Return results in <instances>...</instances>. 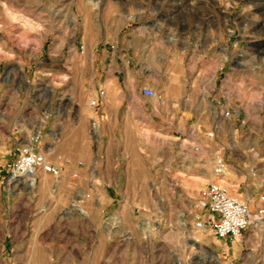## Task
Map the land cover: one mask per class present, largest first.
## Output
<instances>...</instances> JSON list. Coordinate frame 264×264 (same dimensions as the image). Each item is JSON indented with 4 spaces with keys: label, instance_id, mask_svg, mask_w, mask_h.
Wrapping results in <instances>:
<instances>
[{
    "label": "rangeland",
    "instance_id": "374dc122",
    "mask_svg": "<svg viewBox=\"0 0 264 264\" xmlns=\"http://www.w3.org/2000/svg\"><path fill=\"white\" fill-rule=\"evenodd\" d=\"M148 9L164 25L184 16L193 31L220 33L221 77L242 73L248 110L242 137L263 182L264 0H0V264H264V217L233 246L199 225L208 213L199 199L213 180L190 175L200 174L208 154L228 140L220 131L228 120L204 135L99 129L106 110L92 100L101 90H140L93 84L82 67L90 62L92 33L107 13L134 17ZM211 57L213 65L219 62L218 54ZM26 142L50 162L68 155L93 163V172L122 169L142 180L88 176L71 195L38 170L30 189L11 175ZM211 162L215 170L212 156ZM106 192L115 197L108 208L100 203Z\"/></svg>",
    "mask_w": 264,
    "mask_h": 264
},
{
    "label": "crops",
    "instance_id": "0c3cea01",
    "mask_svg": "<svg viewBox=\"0 0 264 264\" xmlns=\"http://www.w3.org/2000/svg\"><path fill=\"white\" fill-rule=\"evenodd\" d=\"M153 11L148 9L134 17L121 12L107 13L97 25L96 35L92 33L88 43L90 62L82 67L90 70L93 84L139 87L140 90L138 93H108L101 96L99 108L106 110V116H101L100 131L109 134L154 131L204 135L218 128V120H228L229 126L220 129L228 140L218 150L214 149L208 154L206 163L201 165L200 174L190 177L200 182L209 179L221 181L229 192L248 202L253 210L257 209L264 200V176L260 183L257 179L259 170L254 165L256 157L247 152L248 148L243 142L245 107L241 71H235L231 77H221L226 60L221 57L222 39L217 30L211 32L201 26L197 32L193 31L184 16L170 19L164 25ZM211 53L218 54L219 62L215 65ZM144 86L155 89L164 86L166 90L150 97L142 92ZM250 102L252 110L256 101L252 97ZM81 126L80 123L76 124L77 128ZM231 138L233 141H229ZM211 156L216 159V164L223 163L222 175L215 174L211 167ZM83 161L68 155L60 159L52 158L51 162L61 167V174L56 176L44 171L43 178L60 181V185H64L71 195L88 176L113 182L142 180L137 176L131 178V174L122 169L93 172L89 169L93 163ZM110 166L116 167L118 164L112 163ZM102 195L100 203L106 208L114 203L115 197L109 192ZM69 198L71 200L73 197ZM93 217L97 224L102 221L99 213ZM239 241L232 242V246ZM232 246L222 248L223 254Z\"/></svg>",
    "mask_w": 264,
    "mask_h": 264
},
{
    "label": "built area",
    "instance_id": "2783aa9c",
    "mask_svg": "<svg viewBox=\"0 0 264 264\" xmlns=\"http://www.w3.org/2000/svg\"><path fill=\"white\" fill-rule=\"evenodd\" d=\"M142 92L150 97L158 95L157 90L152 86L142 87ZM104 90L92 100L96 105L100 102ZM17 158L12 165V179L29 178L38 170L53 173L56 176L61 174V167L47 160V157L38 152L31 143H23L18 147ZM216 175H222L224 165L219 164L214 170ZM201 208L207 210V217L199 222L200 226L209 225L212 233L220 239L231 242L241 238L244 232L261 222L264 217V202L257 209L253 210L250 204L241 197L233 195L228 188L217 180L209 182L202 190L199 199ZM212 264H223L220 260Z\"/></svg>",
    "mask_w": 264,
    "mask_h": 264
},
{
    "label": "bare ground",
    "instance_id": "6f19581e",
    "mask_svg": "<svg viewBox=\"0 0 264 264\" xmlns=\"http://www.w3.org/2000/svg\"><path fill=\"white\" fill-rule=\"evenodd\" d=\"M259 11V9L257 8L255 11H253V13H256V12H258ZM259 22V21H258ZM262 22V21H261ZM258 25V24H257ZM263 25V24H262ZM16 183V182H15ZM19 183H23L24 185H28V187L30 188V189H32V188H34V184H35V175L34 174H32V175H30V177L28 178V179H26V181H21V179L20 178H18V180H17V183L16 184H19ZM214 256V255H213Z\"/></svg>",
    "mask_w": 264,
    "mask_h": 264
}]
</instances>
